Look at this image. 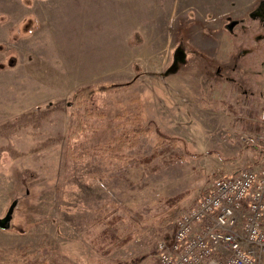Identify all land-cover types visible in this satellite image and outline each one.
Listing matches in <instances>:
<instances>
[{
	"label": "rangeland",
	"instance_id": "1",
	"mask_svg": "<svg viewBox=\"0 0 264 264\" xmlns=\"http://www.w3.org/2000/svg\"><path fill=\"white\" fill-rule=\"evenodd\" d=\"M263 110L264 0H0V264H159Z\"/></svg>",
	"mask_w": 264,
	"mask_h": 264
},
{
	"label": "built area",
	"instance_id": "2",
	"mask_svg": "<svg viewBox=\"0 0 264 264\" xmlns=\"http://www.w3.org/2000/svg\"><path fill=\"white\" fill-rule=\"evenodd\" d=\"M241 139L264 145V127ZM193 206L176 218L169 244L159 245V264H260L264 166L218 176Z\"/></svg>",
	"mask_w": 264,
	"mask_h": 264
},
{
	"label": "trees",
	"instance_id": "3",
	"mask_svg": "<svg viewBox=\"0 0 264 264\" xmlns=\"http://www.w3.org/2000/svg\"><path fill=\"white\" fill-rule=\"evenodd\" d=\"M90 89H83V90H79V91H76L73 95V102L75 104H80L81 103V100H83V98H86L87 94H88V91ZM82 104V103H81ZM132 119H134V116L132 117ZM134 132H132L131 134H133ZM114 146L112 147V149L114 151H117L119 152L122 148H125V147H129L130 145H132L134 143V137L131 138L129 137L128 135H124V136H121V137H118L116 139H114ZM144 160V159H143ZM129 163L131 164H137V162L135 160H132V159H129L128 160ZM139 164V163H138ZM133 217L135 219H140V216L138 215H133ZM108 232V234L111 236V237H114L115 234H116V229L114 228L113 225H110L108 228H106ZM121 243H123V241H121Z\"/></svg>",
	"mask_w": 264,
	"mask_h": 264
},
{
	"label": "water",
	"instance_id": "4",
	"mask_svg": "<svg viewBox=\"0 0 264 264\" xmlns=\"http://www.w3.org/2000/svg\"><path fill=\"white\" fill-rule=\"evenodd\" d=\"M9 218H10V215H9ZM5 219H3V218H0V226H3L5 223Z\"/></svg>",
	"mask_w": 264,
	"mask_h": 264
}]
</instances>
